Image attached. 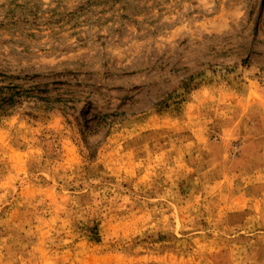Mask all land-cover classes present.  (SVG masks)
Returning <instances> with one entry per match:
<instances>
[{"label":"rangeland","instance_id":"1","mask_svg":"<svg viewBox=\"0 0 264 264\" xmlns=\"http://www.w3.org/2000/svg\"><path fill=\"white\" fill-rule=\"evenodd\" d=\"M0 264H264V0H0Z\"/></svg>","mask_w":264,"mask_h":264},{"label":"trees","instance_id":"2","mask_svg":"<svg viewBox=\"0 0 264 264\" xmlns=\"http://www.w3.org/2000/svg\"><path fill=\"white\" fill-rule=\"evenodd\" d=\"M15 102V95L13 93H9L7 98L2 97V93H0V114H4L6 108H9L11 104Z\"/></svg>","mask_w":264,"mask_h":264}]
</instances>
